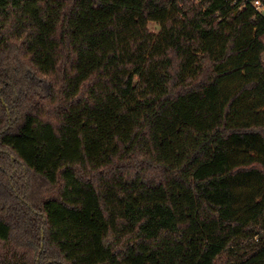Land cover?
<instances>
[{
	"label": "trees",
	"instance_id": "1",
	"mask_svg": "<svg viewBox=\"0 0 264 264\" xmlns=\"http://www.w3.org/2000/svg\"><path fill=\"white\" fill-rule=\"evenodd\" d=\"M262 7L0 0V264H264Z\"/></svg>",
	"mask_w": 264,
	"mask_h": 264
},
{
	"label": "rangeland",
	"instance_id": "2",
	"mask_svg": "<svg viewBox=\"0 0 264 264\" xmlns=\"http://www.w3.org/2000/svg\"><path fill=\"white\" fill-rule=\"evenodd\" d=\"M260 12L264 15V7L260 9ZM148 28L154 34H158L160 32V26L156 23L150 22L148 24Z\"/></svg>",
	"mask_w": 264,
	"mask_h": 264
},
{
	"label": "built area",
	"instance_id": "3",
	"mask_svg": "<svg viewBox=\"0 0 264 264\" xmlns=\"http://www.w3.org/2000/svg\"><path fill=\"white\" fill-rule=\"evenodd\" d=\"M253 6H255V7H256V6H259L258 1L254 2V3H253Z\"/></svg>",
	"mask_w": 264,
	"mask_h": 264
}]
</instances>
